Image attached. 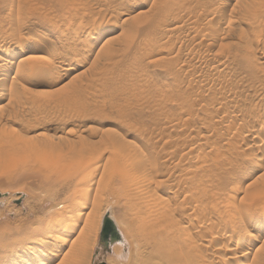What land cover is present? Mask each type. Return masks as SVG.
<instances>
[{"label": "rangeland", "instance_id": "rangeland-1", "mask_svg": "<svg viewBox=\"0 0 264 264\" xmlns=\"http://www.w3.org/2000/svg\"><path fill=\"white\" fill-rule=\"evenodd\" d=\"M176 1L0 0V229L11 231L0 234V264H159L129 245L107 187L119 152L136 149L154 160L148 188L169 198L206 262L223 263L238 213L247 228L236 263L264 264V0ZM93 27L103 32L88 46ZM35 62L58 66L40 76ZM106 212L125 261L112 255L118 242L100 243ZM59 214L60 238L47 239L58 254L38 251Z\"/></svg>", "mask_w": 264, "mask_h": 264}, {"label": "bare ground", "instance_id": "bare-ground-1", "mask_svg": "<svg viewBox=\"0 0 264 264\" xmlns=\"http://www.w3.org/2000/svg\"><path fill=\"white\" fill-rule=\"evenodd\" d=\"M171 1L175 2L176 0H171ZM177 1H179V0H177ZM173 2H171V4H173ZM250 2L251 1H249V3ZM246 3L243 4V5H245V7H246ZM247 7H248V5H247ZM244 9H247V8H244ZM250 9H249V12H250ZM244 11L245 10H242L243 13H244ZM245 17H247V16L245 15ZM247 19L250 20L251 17L250 18H247ZM242 20H244V19H242ZM78 22H77V25L75 24L76 25V29H74V31L75 30L78 31L80 29L79 27H81L80 23H78ZM255 24H256V21H255ZM250 25H251V23H250ZM247 26H249V24ZM257 27H258V25H257ZM81 29H83V28H81ZM248 29H249V27H247L246 30H245L247 32L246 34L250 33V32L247 31ZM110 30H113V29L110 28ZM257 30H259V29L257 28ZM245 31H243V32H245ZM250 31H251V29H250ZM102 32L103 31L98 30L97 27H93L92 28V31L89 33V35H86L85 36L84 43H86L88 46L91 43H95L96 40L99 39V37L101 36ZM246 34H244V35L246 36ZM75 35H77V34H75ZM18 42L21 43L20 41H18ZM18 42H17V44H18ZM41 48L42 47H36V49H34V51L39 52V51H41ZM4 49H6V48H4ZM0 50H1V48H0ZM28 50H30V49H27V51ZM3 60L4 59L2 57H0V70H2V68H3L4 64H5L3 62ZM33 65H34V67L36 69H33L32 71L35 70V72H37V75H40V76H46V75L52 73L54 71L53 70L54 67H57L58 66L57 65V66L52 67L53 65L47 64V65H44L42 67H37L38 66V63L37 62L33 63ZM60 67H62V66L60 65ZM62 68H58V69H62ZM65 68L68 69V66L65 67ZM63 71H64V69H63ZM1 74L6 75L7 72L5 73V71H4V73H0V78H3L4 76H2ZM37 78H38V76H37ZM50 80L47 81V82H45V83H42L40 80L39 81H40V84H42V85L50 86L52 84V81H50ZM0 81H2V80H0ZM54 82H55V80H54ZM0 85H1V83H0ZM262 128H263V126H262ZM131 145L132 146H135L134 143L131 144ZM135 148H137V146H135ZM133 151H135V152H133V154L135 153V156L134 157L133 156H130L131 154H129V152H126V151L119 152V153H121L118 156L119 161H118V163L115 162L112 165L111 169L108 172V179H107V187H108V189H109V191L111 193L110 195L111 196L113 195L114 197H116L117 198V201L118 202H121V204H122V208H123L122 215L124 217L122 219V222H123V224H126V226H127L126 228H128V230L126 232V237L130 241L129 242L130 243L129 245L132 246L133 243L136 244V248L135 249H137L136 251H137V254L138 255H140L141 254V251L144 250V249H147L148 248V249L153 250V253L151 252L150 254L153 255L155 258L158 259L157 261H159V262H157V263H159V264H216V262L213 261V260H210L209 262H206L204 256L199 252L198 246H196L197 244L195 243L196 245L194 246L193 245L194 243H191V240L193 239V235L190 238L191 231H190V229L189 230L186 229V227H187L185 225L186 223L182 226L181 221L178 220L179 218L177 219V217L173 215L174 213H172L173 210L171 208V204H170V202H168V201H170L169 198H162V197L157 196L156 194H154L153 190H150L152 186L150 188H148L146 181H148L149 176H148V174H147V172L145 171L144 168L146 167V165L148 163L153 162L154 160L153 159H149L147 156L146 157L150 161H148V159H145V155L146 154H144L143 152H141L138 149L133 150ZM139 153L142 154L143 157L142 156L140 157V155L138 156L137 154H139ZM149 165H147V166H149ZM155 174L156 175L159 174L157 170H155ZM171 190H170V192H171ZM166 193H168V192H166ZM169 195H170V193H169ZM166 196H167V194H166ZM186 197H187V194H186L185 195V199H187L189 197V195H188L187 198ZM138 198H139L140 202H139ZM189 199L190 198H188V202L190 203V200ZM135 200H138V203H137V201L135 202ZM132 201H134L135 203L134 202L132 203ZM186 202H187V200H186ZM186 202L184 200V203L185 204H186ZM184 203L182 202L183 205H185ZM82 204H83L82 206H81V204H78V207H77L78 210L81 207L83 208V206H84V204H86V202H83ZM189 206H190V204H189ZM84 207H86V205ZM190 207H189V209L191 211H193L191 209L192 207L191 208ZM184 208H182L183 211H184ZM187 208H188V206H187ZM187 208H185V209H187ZM81 209H80V211H81ZM195 210H197V209H195ZM195 210H194L193 213H196ZM184 212H183V214H184V216H186L187 214L185 215L186 212L185 213ZM261 212L264 213V210L261 211ZM261 212H259L258 214L259 215L262 214ZM76 213H77V211H76ZM78 213H79V211H78ZM189 213H191V212H188V214ZM239 214H241V213L239 212ZM198 215L200 217L201 214H198ZM236 215L238 217L237 218V220H238L237 222L236 221H233L232 224H229V227H227L226 224H223V225H225V227L223 226V228H226L227 227L226 231L224 230L226 232L225 233L226 239H228L229 241L230 240H233L234 242H233L232 245H230V246L227 247L226 254L224 256V261H223L222 264H237V263H240V260H241L240 258H242L243 254L245 252V251L242 252V250H241L240 253H236V252H239V251H236V248L242 243L240 240H238V236H240V235L242 236V234H244L243 231L240 232V230L244 228L242 226V222H244V220L246 218H245V216L238 215V213ZM247 215H249V213H247ZM194 216H195V214H194ZM229 216H232V215H229ZM262 216H264V215H262ZM182 217H183V215H182ZM192 217H193V215H192ZM197 217H196V219L199 218V217L198 218ZM232 217L234 218V216H232ZM86 218H88V215H87ZM227 218H228V216H227ZM251 218H252V216H251ZM254 218H256V217H254ZM62 219H64V218H63V216L61 214H59L58 216H56V218L54 217V220L52 221V223L54 222V224L51 223L52 224V227L45 232L46 233L45 234V237H44L45 239H40V241H38V244H37L38 251H42V250H45L46 251L47 250L49 253H51L54 256H56L58 254V252H54V249H53L52 245L51 244H48L47 239H49V238H54V239L60 238V234L57 233V232H55L54 231V228H55L56 224L58 225L61 222ZM180 220H182V219H180ZM231 220L229 222H231ZM86 221H87L86 224H92L91 221H88V220H86ZM195 221H198V220H195ZM69 222H71V221H69ZM69 222L66 223L65 225H63V228L64 229H66L67 226H69V228H70V226L74 227L73 224H75V222L74 223L71 222L72 225H70ZM200 222L203 225V220L202 219H201ZM223 223H225V222H223ZM238 223H240L239 225H241V228L238 229L239 231L236 230V225ZM251 226H250V228H251ZM46 228H48V227H46ZM117 228L119 229V227H117ZM246 228L247 227H245L244 229L246 230ZM4 229L6 230L7 228L4 227ZM4 229H2V230L0 229V234L5 231ZM38 231H39V228H38ZM41 231H43V230H41ZM188 231L190 233H188ZM5 232H8V233H6L7 236H8L9 233H11V231L9 229H7ZM3 234L5 235V233H3ZM40 234H41V232H40ZM82 235L83 236L78 240V242L80 244V252H78V253L81 256H86V254H88V253L90 254L91 251H92L91 230L88 229L87 231H83ZM244 235H246V234H244ZM236 238H237V240H236ZM239 238L241 239V237H239ZM63 241H64V239H63ZM117 242L119 244L118 245H115V247L113 246L114 247V250H113V254L112 255H113L114 259L116 258V260H118V259L124 260L122 258V256H124V253H123V250H122L123 248H121V243L124 242V239L122 238V234H121V239L119 241H117ZM2 244H0V245H2ZM28 248H30L29 244L26 247V251H29ZM31 249H33V248H31ZM35 250H36V248H35ZM35 250H33V251H35ZM0 257H2V256H0ZM126 258H128V257H126ZM1 260H0V262H1ZM40 264H42V263H40ZM244 264H246V263H244Z\"/></svg>", "mask_w": 264, "mask_h": 264}, {"label": "water", "instance_id": "water-1", "mask_svg": "<svg viewBox=\"0 0 264 264\" xmlns=\"http://www.w3.org/2000/svg\"><path fill=\"white\" fill-rule=\"evenodd\" d=\"M121 239V234L118 231L115 221L110 215V212H106L102 218V226L100 230V243L108 250L109 245L117 242ZM98 264H105L100 262Z\"/></svg>", "mask_w": 264, "mask_h": 264}]
</instances>
